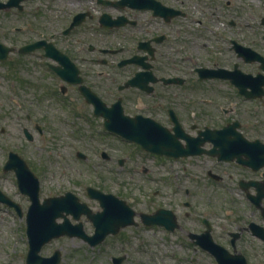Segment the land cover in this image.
I'll list each match as a JSON object with an SVG mask.
<instances>
[{"label": "flooded vegetation", "instance_id": "flooded-vegetation-1", "mask_svg": "<svg viewBox=\"0 0 264 264\" xmlns=\"http://www.w3.org/2000/svg\"><path fill=\"white\" fill-rule=\"evenodd\" d=\"M0 3V179L15 178L4 169L10 152L39 173L6 151L7 127L17 124L29 142H48L52 152L62 144L71 172L96 166L102 179L44 193L37 175L40 203L71 191L89 214L102 211L87 189L94 187L124 200L135 221L160 211L173 225L148 227L183 232L191 242L190 234L207 229L246 264H264V0ZM138 172L158 173L160 182L151 191L159 199L147 195L142 207L112 191L119 175ZM19 192L25 208L0 184L1 218L26 220L30 202ZM181 192L179 202L168 200ZM63 213L56 222L92 232L80 205ZM192 218L190 230L183 220ZM6 236L0 232V264H70L54 239L83 241L63 234L28 257L25 227ZM120 255L123 264L126 253L111 255L110 264Z\"/></svg>", "mask_w": 264, "mask_h": 264}, {"label": "rangeland", "instance_id": "rangeland-1", "mask_svg": "<svg viewBox=\"0 0 264 264\" xmlns=\"http://www.w3.org/2000/svg\"><path fill=\"white\" fill-rule=\"evenodd\" d=\"M26 124V123H25ZM61 131V123L57 125ZM50 143L42 140L31 142L25 140L21 134L20 126L11 123L7 127L6 151H16L32 165H35L39 173L40 184L44 187V193L48 190L57 192L63 189H79L84 184L97 186L102 179L95 173L96 166H90L92 170L78 174L71 172L74 160L70 159L67 152L60 144L56 149L49 146ZM52 152L47 157L48 152ZM154 179V180H152ZM118 189L113 185L112 191H116L121 196H129L139 200L138 207H142L143 200L151 195L153 199H159L153 196L151 191L156 183L159 182V175L144 173H134L132 175H119L117 177ZM110 181L107 182V185ZM0 184L6 188L10 194H15L17 198L27 206L25 196H21L15 178L7 173L0 179ZM110 188V187H109ZM181 195H171L168 200L179 202ZM167 199V198H166ZM201 211H199L200 213ZM0 220V232L5 233L8 239L14 232H20L21 226L24 231L25 220L22 223L19 219L13 220L9 212L4 213ZM1 215V214H0ZM86 230L90 231L92 226L85 224ZM183 226L193 230L195 228L194 219H184ZM216 233L221 234L220 226L216 227ZM118 239H106L101 245L89 247L85 242L70 237H60L54 239L53 244L59 246L63 251L64 257L70 264L75 263H98L110 264V256L118 253H126L127 258L123 264H216L214 258L205 250L193 244L185 233L176 235H166L159 227L128 226L120 231ZM216 240V237L214 236ZM219 240V239H217Z\"/></svg>", "mask_w": 264, "mask_h": 264}, {"label": "water", "instance_id": "water-1", "mask_svg": "<svg viewBox=\"0 0 264 264\" xmlns=\"http://www.w3.org/2000/svg\"><path fill=\"white\" fill-rule=\"evenodd\" d=\"M1 5L0 3V7ZM4 169L14 171L19 189L22 193L28 195L31 201L26 216V233L29 242L28 257L37 253L40 246L53 237L63 234L69 236L77 235L90 245H95L101 242L108 233L115 234L121 227L135 224L133 219L135 212L124 200L111 193H103L93 187H88V192L92 197L99 200L100 205L103 207L102 211L89 214V209L84 204L74 201L77 198L71 192H66L62 196L50 197L40 203L38 198V178L15 152L9 153ZM79 205L93 223L94 232L92 235L84 233L81 223L56 222L58 216H64L63 212L68 213L74 207H79ZM140 217L146 225L165 224L169 228H173V225L165 223L160 211L154 214L140 213ZM190 237L196 238L194 242L210 252L217 264H246L244 256L231 254L222 245L214 242L207 229L198 235L192 233ZM53 257H55L56 262L59 259L58 253L55 252ZM122 259L123 256L114 257L113 261L116 264H120Z\"/></svg>", "mask_w": 264, "mask_h": 264}]
</instances>
